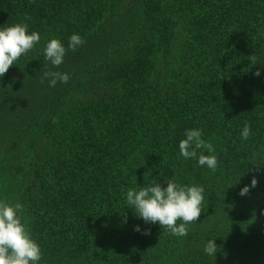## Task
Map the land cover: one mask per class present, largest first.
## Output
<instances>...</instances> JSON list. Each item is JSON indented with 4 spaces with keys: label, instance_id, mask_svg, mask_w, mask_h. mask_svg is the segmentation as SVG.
Masks as SVG:
<instances>
[{
    "label": "trees",
    "instance_id": "trees-1",
    "mask_svg": "<svg viewBox=\"0 0 264 264\" xmlns=\"http://www.w3.org/2000/svg\"><path fill=\"white\" fill-rule=\"evenodd\" d=\"M179 19L184 69L164 83ZM16 23L41 39L0 77V200L23 205L40 264H264V0H0V26ZM73 33L84 44L52 66L46 43ZM193 128L215 171L180 155ZM169 178L204 188L183 237L126 203Z\"/></svg>",
    "mask_w": 264,
    "mask_h": 264
},
{
    "label": "clouds",
    "instance_id": "clouds-1",
    "mask_svg": "<svg viewBox=\"0 0 264 264\" xmlns=\"http://www.w3.org/2000/svg\"><path fill=\"white\" fill-rule=\"evenodd\" d=\"M40 34L29 32L26 23L0 26V77L8 71L15 61L34 48L40 42ZM84 44L78 33H73L68 39L67 49L57 38L50 39L44 49V58L52 66L59 67L64 62L66 51H75ZM261 73L255 72L256 76ZM48 86L54 87L57 82L67 83L68 73L45 72ZM43 83V80L41 81ZM250 127L245 124L241 131L242 140H248ZM184 139L179 144V153L185 159H196L198 166L215 171L218 166L215 148L210 142L203 139V131L199 128L186 129ZM207 153V154H205ZM257 181L251 180V187ZM249 192V185L240 189L241 196ZM204 188L197 185H183L169 178L166 186L161 187L158 182L150 181L147 186L130 188L126 192L128 208L145 224H159L171 235L183 237L188 234V225L196 222L201 215V205L204 202ZM24 208L19 202L9 203L0 200V264H40L42 250L39 244L31 237L26 222L23 219ZM177 221H180L178 224ZM141 231L140 226L134 228ZM145 235L149 234L147 230ZM215 239L206 242L204 252L215 257L217 246Z\"/></svg>",
    "mask_w": 264,
    "mask_h": 264
},
{
    "label": "rangeland",
    "instance_id": "rangeland-1",
    "mask_svg": "<svg viewBox=\"0 0 264 264\" xmlns=\"http://www.w3.org/2000/svg\"><path fill=\"white\" fill-rule=\"evenodd\" d=\"M182 22L183 21L179 19L175 29L176 38L174 40L173 48L171 50L172 60L162 61L161 65L158 66V71L161 72L159 76L161 77V80L164 83H167L170 80H172L173 75L175 73L177 74V76L175 77L174 82H177L181 78L180 72H182L184 69V66L181 65L180 61H178L179 54H181L182 49L185 47V42L187 40V34L183 28ZM256 158L257 156H255L253 160H255ZM258 166H259V161L254 163V168H258ZM214 243L217 244L218 242L214 241ZM200 245L203 246L202 244L198 243V246Z\"/></svg>",
    "mask_w": 264,
    "mask_h": 264
}]
</instances>
